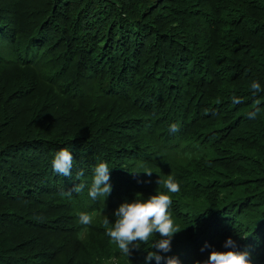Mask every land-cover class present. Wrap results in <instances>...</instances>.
<instances>
[{"label": "trees", "instance_id": "16d2710c", "mask_svg": "<svg viewBox=\"0 0 264 264\" xmlns=\"http://www.w3.org/2000/svg\"><path fill=\"white\" fill-rule=\"evenodd\" d=\"M254 80L264 89V0H0V264H149L160 235L122 256L104 215L170 174L181 232L160 255L204 264L231 238L264 264ZM63 148L71 176L52 167ZM102 161L113 190L92 199Z\"/></svg>", "mask_w": 264, "mask_h": 264}, {"label": "clouds", "instance_id": "9594fccd", "mask_svg": "<svg viewBox=\"0 0 264 264\" xmlns=\"http://www.w3.org/2000/svg\"><path fill=\"white\" fill-rule=\"evenodd\" d=\"M262 89L259 81H252L251 91L255 96ZM232 100L236 104L242 103L240 98L235 96ZM261 101L256 100L253 105V110L247 115L250 119H256L257 115L261 111L259 105ZM179 126L177 124L170 125V131H178ZM74 156L70 150L63 148L58 151L52 160V167L54 171L63 176H71L73 168ZM111 169L107 162H98L94 167V173L92 182L88 186V195L92 199L107 198L113 188L110 184ZM148 176L152 175L151 171L144 172ZM83 175V173H78ZM159 186H163L164 192L157 191L156 195H152L145 199L143 194L137 193L136 198L132 202L125 201L114 212L115 222H110L107 215H104L103 224L106 228V235L111 238L113 242L118 246L119 252L122 256L130 257L133 248H139L140 243L147 244L149 239L156 236L158 233L161 239L155 240L152 244V248L155 251H148L146 261L150 262L155 260L157 264H161V261H166V264H180V261L176 257H165L159 253H168L171 251L173 237L181 232L178 231L170 207L173 204V200L170 194H176L181 190V184L172 174L167 175L166 178L162 177L157 180ZM85 189V184L80 183L76 185L71 191H67L65 195L71 196L74 193L79 194ZM94 213H79L78 222L87 227L93 222ZM211 245L206 244L201 249L203 252L205 249L211 248ZM225 248L233 249L231 251L219 252L213 249L204 264H251L250 254L245 252H239L235 249L237 244L234 240L229 238L225 244ZM197 264H200L198 261Z\"/></svg>", "mask_w": 264, "mask_h": 264}, {"label": "rangeland", "instance_id": "374dc122", "mask_svg": "<svg viewBox=\"0 0 264 264\" xmlns=\"http://www.w3.org/2000/svg\"><path fill=\"white\" fill-rule=\"evenodd\" d=\"M182 156V154L180 153V151H178L177 152V157H181ZM162 186V185H161ZM165 189L163 188V186H162V188H161V191H164Z\"/></svg>", "mask_w": 264, "mask_h": 264}]
</instances>
